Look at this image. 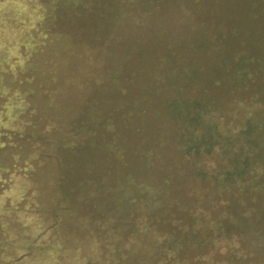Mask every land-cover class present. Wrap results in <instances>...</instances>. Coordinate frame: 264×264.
<instances>
[{"label": "rangeland", "instance_id": "374dc122", "mask_svg": "<svg viewBox=\"0 0 264 264\" xmlns=\"http://www.w3.org/2000/svg\"><path fill=\"white\" fill-rule=\"evenodd\" d=\"M67 2L0 0V138L17 134L0 151V264H136L174 239L202 238L203 225L228 233L216 248L222 263H261L264 187L244 190L253 206L238 203L245 215L237 210L231 219L229 193L212 179L228 167L226 156L205 157L199 166L208 177L194 180L164 108L176 96L204 98L225 135L236 140L251 118L261 124L264 146V0H100L97 14L74 18ZM106 10L113 14L101 18ZM213 29L220 36L210 40ZM124 32L129 36L113 42L108 63L118 62V48L130 52L131 62L113 67L118 75L103 92L102 37ZM82 35L88 40L81 42ZM92 47L100 48L94 56L75 51ZM91 67L96 74L88 81ZM108 93L112 100L104 103ZM80 115L81 133L74 131L80 144L62 150L58 161L54 147L42 144L53 137L48 125L61 123L62 142ZM106 115L121 122L114 142L105 148L101 137V147L93 141L88 147L91 126L100 140ZM232 154L240 157L238 149ZM74 155L79 172L71 170ZM216 217H230V229ZM111 225L121 226L118 237ZM46 227L48 236L40 239ZM51 243L53 260L41 250ZM173 254L161 264L172 263Z\"/></svg>", "mask_w": 264, "mask_h": 264}, {"label": "trees", "instance_id": "16d2710c", "mask_svg": "<svg viewBox=\"0 0 264 264\" xmlns=\"http://www.w3.org/2000/svg\"><path fill=\"white\" fill-rule=\"evenodd\" d=\"M98 1L100 0H68L67 5L64 4V6H67L69 8V12L73 13L72 15L74 18V17H79V16H82V14H86L90 12L97 14L96 12L98 11L97 9ZM94 2L97 3L96 7H95ZM111 13L113 14V11L106 10L105 12L106 16L101 15L100 17L104 19L106 17L107 19L109 15H111ZM211 21L213 20L211 19L209 22ZM224 25H225V22L222 23L221 28L224 27ZM161 30H165V28H162ZM213 30L214 31L209 33L208 36L205 35L210 40L211 39L214 40L216 38H219L220 36V30H217V29H213ZM123 35L127 37L128 32L119 33V35L117 36H111V33L110 34L106 33L102 37V40L104 39L103 44L105 46H103L102 44V47L100 48L102 49V51L104 50L103 52L106 55V61L103 64L104 73L102 72V75L104 76L103 86H102L103 92H107V90H105V87L108 85L107 83L110 81V79L112 78L114 80L118 75L117 74L118 69L116 68L114 69L113 67L125 59L131 62L130 60H128L130 52L129 51L123 52L120 48H118L116 50L117 56H115L117 57L118 60L116 61L118 62L108 63L109 52H112L111 45L113 44V42H115V40L122 42ZM85 38L86 36L82 35L81 42L83 41V39L84 41L87 39ZM32 46L33 45H30V44L27 45L29 51L31 49H34L33 48L34 46L33 47ZM77 46L80 47V44H78ZM189 47L192 48L191 46ZM100 48L96 50V48L92 47V49L86 48L84 50L80 49V50H75V51L83 52V53L85 52L87 55L90 54L91 56H94L96 54V51L100 50ZM28 50H25V51H28ZM32 51L36 52L37 49L32 50ZM130 51L132 52V49ZM134 51L137 52V50H134ZM134 51L133 53L135 54ZM80 58H81V55H78V59ZM88 70L89 69L86 70L87 78H88V81H90V79L93 78V73L96 74V72H95V69L92 71V67H91L90 74ZM124 70L127 71L128 68H125ZM42 72L44 75H49L48 77L49 78L48 80L50 82L49 85H51V82L55 83L56 79L54 78V75L53 76L51 75V72L49 71V67L47 65L42 70ZM76 79H78V77H76ZM70 82L72 84H70ZM93 82H94V79L91 81V83L93 84ZM69 84L72 87L74 85V81H72L71 78L69 79ZM110 94L111 93H108V96L105 94L103 95L104 103L108 99L112 100V97L109 98ZM192 96H194V94ZM165 105H167L166 106L167 108H164V109L167 111L168 118L171 121H173V123H175V126L177 128V130L175 131L176 135L174 139V142L176 145L175 148H178L180 154L187 159L188 164L186 166L189 168V172H188L189 175L194 180H199L200 183L201 181L204 182V180H206L208 175L205 169L203 167H200L199 165L203 162L205 157L212 156L218 151L219 154L226 156L228 167H226L223 173L212 176V179H215V186L218 189L229 193V199H227L228 206L226 209L228 210L232 208L230 214L228 213L229 216L232 219L233 216L237 214L236 212L237 210H238V213H240L242 209H247L245 207L240 208V205L238 203H241L244 201V202H247L246 205L249 204V206H253V201L248 200V196H249L248 193L245 194L243 191L250 190L252 192L260 187H264V146H262L260 139H259V135L257 134L260 130L259 126H261V124L260 125L257 124L253 119L250 118L247 121L246 125L244 127H241V129L237 133V137H236L237 139L233 140V138H231L228 135H225L222 132L221 127L218 124V121L215 119V116L213 115L214 107L212 106L211 101H208V100H205L204 98H199V97H182V96L177 97L176 96L173 99H168ZM81 118H82V115H80V117H78L75 121H73V125H72L73 127L71 128L70 132L66 133L67 135L63 137L65 141L62 140V142L58 141L61 138L62 132H63V127L61 123L59 124V129L57 128L58 123L55 122V119H54L52 128L50 127V125H48V128H50L49 130L51 131L53 137L47 139L46 141H43L42 144H43V147L45 148L54 147L55 154L57 157V158L56 157L54 158H56L58 161H59V154L61 152L63 151L65 152V150L66 149L68 150L69 148H70L69 150L71 149L74 150V147L80 144L81 136L76 137L75 133L76 132L81 133L80 126H79L81 123L80 121ZM125 118L127 119V116H124L123 119ZM112 120H109L106 115L104 124L102 126L103 127L102 136L101 135L99 136L100 140H96V141L94 140V137L96 136V131H95V128L91 126V130L89 131V134L91 135V139H90L91 145L86 143L88 147L94 146L93 142L94 143L97 142L96 144L100 143L101 139L105 137H106L105 141L103 142L105 148L107 147L105 144H110L114 142L113 140H111L113 138L112 135L115 133L116 128L118 126L119 127L121 126V122L119 121V123H117ZM127 127H130V125H128ZM75 130L77 131L74 132ZM12 133L13 135H17L13 131L11 132L8 131L9 136H13ZM0 134L3 135L2 129H0ZM9 136H5V135L1 136L0 151L2 148H4V145H5L4 140H6V137H9ZM71 136L73 138H71ZM16 139H17V136L12 137V140L14 143L16 142ZM98 146L101 147V145L99 144ZM175 148L173 147V150ZM115 149L120 150V147L116 146ZM234 149H238L240 151V157L233 156L232 150ZM94 151H97V150H94ZM73 154L77 155V153H73ZM75 155H74V159L71 160V163H72L71 170L73 172H79L80 167H76L77 163H76ZM145 163L149 164L150 159L146 160ZM69 171H70V168H69ZM232 204H237L238 209L234 208ZM261 211L262 213L260 216L262 219V216H264V209H262ZM241 213L242 215H245L244 214L245 212H241ZM219 215H220V212H219ZM230 217L228 218L224 217V218H221V220L217 219L216 217L215 221H218V222L222 221V222H219V224L223 223L224 225H226L227 226L226 230H227L228 227L229 229L231 227ZM30 219L37 220L38 218L29 217V218H24L23 220L27 222ZM261 219H259L260 223H261ZM242 220L243 219H240V222ZM203 223L208 224V223H205V221H203ZM78 224L79 225L75 227L76 232L80 231V228H81V223H78ZM39 226L43 227L41 225ZM120 227L121 226H118V225L117 226L111 225V227L107 226L108 231L114 237L116 236L118 237L119 235L118 232H119ZM201 228L202 229L200 233L202 235L201 236L202 238H197L192 243L183 242L181 244L178 242V240L176 241V239H174L175 242L170 241V243H168L169 244L168 248H164L162 252H160L161 254L160 253L156 254L154 257H151L150 260L146 259L143 261L139 259L140 261L139 260L136 261V264H161L160 261L163 260L161 258H165L171 252L174 253L173 255H175L176 257L170 264H207V261H209L208 264H213V262L215 264H231L232 259L229 260L230 262L223 261L222 263V261H220L223 259L221 256V253L219 252V250H216V248H219L221 244L225 242L222 239H224L225 238L224 236H226L228 233H226V231H222V232L218 231L219 227L215 229H208L209 227L207 225H203V227ZM48 232H49L48 227H46L43 233L41 230L40 235H39L40 239L48 236ZM50 245L51 246L49 249H41V250L42 252L45 253V255L48 254V258L50 260H53V257H52L53 254L51 253H53L52 251H54V249L52 247V243ZM211 249L212 250L215 249L216 253L214 251V253H212V255L209 256V254L211 253L210 251ZM187 253H190L193 256L191 258L189 256L186 257L185 254ZM261 255L263 257L264 247L261 250ZM234 259L236 258L234 257ZM163 264H166V262H164ZM260 264H264V259Z\"/></svg>", "mask_w": 264, "mask_h": 264}]
</instances>
